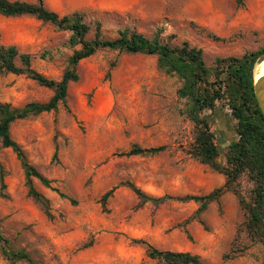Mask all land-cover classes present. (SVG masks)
<instances>
[{
    "label": "rangeland",
    "instance_id": "374dc122",
    "mask_svg": "<svg viewBox=\"0 0 264 264\" xmlns=\"http://www.w3.org/2000/svg\"><path fill=\"white\" fill-rule=\"evenodd\" d=\"M44 1L61 16L81 12L88 22L101 19L106 38L129 27L148 37L161 31L172 37L173 45L187 41L203 50L208 66L217 57H241L264 46V0H244L242 6L237 0ZM202 29L226 41H215ZM0 33L3 44L35 56L33 67L39 73L60 79L72 53L69 33L32 17L3 16ZM44 50L52 58L41 59ZM77 71L79 81L69 85L65 107L11 127L29 162L76 203L35 180L36 189L51 202L54 219H48L28 197L16 155L0 149V228L11 247L25 250L38 264H156L137 243L142 240L160 250L197 255L203 264H264V247L252 245L244 235L245 252L232 257L243 222L233 193L196 219L198 205L193 202L142 204L125 186L132 183L156 198L204 196L223 186L222 175L187 152L193 125L181 114L185 101L177 95L179 80L158 71L156 57L111 50L98 51ZM52 95L25 76L0 77L2 103L23 107L45 103ZM212 120L224 162L226 148L237 138L235 121L221 108ZM133 145L167 150L150 157L127 156ZM249 187L244 181L242 193ZM0 264L10 263L0 254Z\"/></svg>",
    "mask_w": 264,
    "mask_h": 264
},
{
    "label": "trees",
    "instance_id": "16d2710c",
    "mask_svg": "<svg viewBox=\"0 0 264 264\" xmlns=\"http://www.w3.org/2000/svg\"><path fill=\"white\" fill-rule=\"evenodd\" d=\"M244 0H237L239 6ZM0 16L32 17L42 23L50 24L57 32L69 33L67 47L72 51L67 59V66L59 80H54L39 73L33 67L35 56L21 53L15 45H5L0 33V77L8 74L25 76L53 92L45 103H29L23 107H14L0 101V149H10L20 162L28 197L31 198L50 220L54 219L50 200L39 192L34 181L69 199L57 188L53 181L45 177L33 166L22 149L13 139L12 125L19 120H26L45 113L57 112L60 106H66L68 89L71 83L79 81L78 65L94 56L100 50L117 51L126 55H143L157 58V69L168 76L176 77L180 82L177 95L185 101L181 114L193 125L192 142L188 154L201 165L208 166L222 175L225 182L222 187L204 196L187 195L181 198L168 196L156 198L144 193L132 183H125L142 204L162 205L170 199L198 205L194 214L196 219L203 215L209 205L219 202L226 193H233L239 202L243 215L239 233L232 250V257L243 254L246 245L244 237L252 245L264 247V117L259 109L254 94V71L264 59V46L241 57H217L208 66L202 49L184 41L173 45L172 37H165L159 31L148 37L137 29L124 27L117 30L116 38H106L103 33V21L95 19L88 22L86 15L73 12L66 15L48 9L44 0L30 3L19 0H0ZM201 31L206 32L202 29ZM208 37L215 41H226L211 32ZM52 58L50 50L40 54L41 59ZM221 108L235 121L236 140L229 143L224 152V162L212 120ZM167 150V146L142 148L133 145L127 156L150 157ZM58 148L54 154L57 157ZM249 184L246 194L241 191L243 182ZM3 184V176H1ZM113 194L110 190L103 196V203ZM73 204L76 202L69 199ZM145 248L148 259L156 264H203L201 258L188 252L164 251L145 241L138 240ZM240 253V254H239ZM0 254L10 263L38 264L25 250H15L0 228Z\"/></svg>",
    "mask_w": 264,
    "mask_h": 264
},
{
    "label": "water",
    "instance_id": "95a60500",
    "mask_svg": "<svg viewBox=\"0 0 264 264\" xmlns=\"http://www.w3.org/2000/svg\"><path fill=\"white\" fill-rule=\"evenodd\" d=\"M254 94H255V98L257 100L259 109L264 117V76L258 80H256L254 77Z\"/></svg>",
    "mask_w": 264,
    "mask_h": 264
},
{
    "label": "bare ground",
    "instance_id": "6f19581e",
    "mask_svg": "<svg viewBox=\"0 0 264 264\" xmlns=\"http://www.w3.org/2000/svg\"><path fill=\"white\" fill-rule=\"evenodd\" d=\"M255 79L258 80L264 76V60L257 64L255 71H254Z\"/></svg>",
    "mask_w": 264,
    "mask_h": 264
}]
</instances>
